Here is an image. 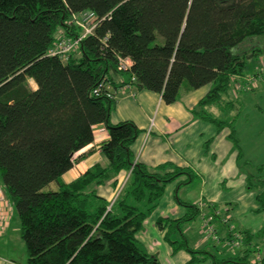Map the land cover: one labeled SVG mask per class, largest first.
<instances>
[{
    "label": "trees",
    "instance_id": "obj_1",
    "mask_svg": "<svg viewBox=\"0 0 264 264\" xmlns=\"http://www.w3.org/2000/svg\"><path fill=\"white\" fill-rule=\"evenodd\" d=\"M85 12L96 19L92 34L67 61L49 57L56 41L80 38L72 18ZM262 43L264 0H0V186L19 224L25 264H158L136 234L165 186L176 182L177 191L194 175L135 162L131 147L141 132L129 121L110 123L115 98L107 97V83L121 78L122 86L158 95L165 106L178 103L182 86L188 92L208 87L190 115L216 134L228 131L238 164L239 97L263 81L262 71L246 73L248 62L264 56ZM120 60L129 62L127 70H118ZM249 77L254 81L244 92ZM97 126L107 133L99 145L107 164L65 184L62 177L83 158L75 155L93 143ZM122 173L128 177L119 182ZM258 179L245 174L247 190L256 192L255 213L264 216V180ZM105 186L115 192L113 201L97 193ZM183 207L181 219L157 222L161 231L168 228L164 239L174 252L184 248L191 263H263L249 246L264 239V226L237 234L243 250L227 259L172 242L169 236L200 213Z\"/></svg>",
    "mask_w": 264,
    "mask_h": 264
},
{
    "label": "rangeland",
    "instance_id": "obj_2",
    "mask_svg": "<svg viewBox=\"0 0 264 264\" xmlns=\"http://www.w3.org/2000/svg\"><path fill=\"white\" fill-rule=\"evenodd\" d=\"M251 44L258 45L259 43L254 41ZM251 44L244 46V49H248ZM262 49L264 53V43H262ZM257 71L264 73V56L247 64L246 73L248 75ZM260 77L263 81L258 91L240 94L239 97V107L240 105L242 107H240L241 110L234 125L241 155V160L238 162L239 167L236 162L238 150L227 140L228 131L223 130L216 134L211 124L199 122L200 128H204V131L213 135L206 137V140L212 137L213 139L206 152L205 149H203L204 153L198 149L203 159L201 162L192 163L194 166L191 170L196 173V177L194 176L189 186H182L177 191L174 183L167 184L158 206L144 221L143 229L136 234L142 249L149 256L154 257L158 264H198L191 263L192 256L184 248L174 252L170 243L163 239V232L157 225L160 219H179L186 213L183 205L196 206L200 210L199 216L194 221L182 225L180 232L172 233L170 240L179 244L184 242L187 248L194 253L209 252L218 260L230 258L231 255L226 253L223 243L220 245L205 239L202 217L206 220L213 218L210 207L228 209V216L231 218L228 227L234 229L236 234L241 229L259 231L263 228V214L255 213L256 192L248 191L245 184L246 173L256 179L264 180V102L258 98L261 86L264 87L263 74ZM29 85L30 88L35 86L33 82H29ZM255 86H258V83H254ZM183 88L184 86L181 92ZM0 190L2 191L1 186ZM113 193L115 196V192ZM7 205L5 207L9 208L7 215L9 227L0 228V255L25 263L26 252L20 237L19 224L13 208L9 203ZM164 231H168V228L165 227ZM220 236L223 235L220 234ZM221 252L223 256L220 255ZM197 256L196 254L195 257ZM252 260L251 258L249 262Z\"/></svg>",
    "mask_w": 264,
    "mask_h": 264
},
{
    "label": "crops",
    "instance_id": "obj_3",
    "mask_svg": "<svg viewBox=\"0 0 264 264\" xmlns=\"http://www.w3.org/2000/svg\"><path fill=\"white\" fill-rule=\"evenodd\" d=\"M112 79L113 82L107 84L108 90L115 98V106L110 114L109 120L111 124L129 121L134 123L140 130V135L131 147L135 162L143 164L150 169H155L163 165L185 168L189 169L196 177V173L191 170V167L194 166L192 163L201 162L203 156L199 155L198 149H201L203 153V149H205L206 152L212 144L213 137L206 140V137L209 138L212 133L209 134L207 131H204V128H200L198 123L201 121L192 118L190 111L193 110L198 102L206 95L209 88L205 87L192 92H188L183 88V91L181 92L180 90L179 92L178 103L172 106H165L161 102L160 96L145 91L136 92L130 87L122 86L123 80L121 78L113 77ZM27 82L28 86H30L29 82L32 81L28 80ZM262 87L263 86H261V88ZM261 88L258 98L264 102V90ZM30 89L34 91L35 86ZM93 137V143L75 155V159L80 156H83V158L79 161L77 160L73 168L62 177V181L65 184L75 181L79 176L95 165L105 166L107 164L99 151L100 143L108 138L105 129L102 126L95 127ZM237 165L239 167V164ZM127 177L128 174L122 173L119 182H124ZM174 184L176 190V182H174ZM113 192L114 191L110 187L106 186L97 189V193L107 201L114 200L115 196ZM7 204L8 202L6 205ZM5 206L0 204V228L6 229L9 227L7 223L9 208ZM210 210L212 214L219 212L220 215L217 216L219 218H213L212 221L216 226L218 235L220 236V234H222L223 236L220 237L224 238L226 236L227 227H222V219L226 218L231 222V218L228 216L229 211L227 208L220 207V209H218L213 206L210 207ZM185 214L186 213L179 219ZM218 222L221 224H218ZM242 231H250L252 234L258 232L249 229H241L238 231V234H241ZM162 232L164 239L167 231ZM224 248H226V253L230 254L231 257L238 255L239 252L243 250L241 247V250L232 251L225 245ZM249 248L260 255L263 262L262 264H264V239L252 240ZM220 255L223 256V252H221ZM0 264L25 263H23V261L16 262L13 259L0 255ZM198 264H210V262L203 261Z\"/></svg>",
    "mask_w": 264,
    "mask_h": 264
},
{
    "label": "built area",
    "instance_id": "obj_4",
    "mask_svg": "<svg viewBox=\"0 0 264 264\" xmlns=\"http://www.w3.org/2000/svg\"><path fill=\"white\" fill-rule=\"evenodd\" d=\"M72 21L74 24L82 29V34L79 39L77 40H71V39H61L55 42L53 47L49 50L48 56L49 57H57L61 61L65 62L67 61L70 54H72L77 48L79 43L86 37L92 34L93 30L96 27V19L92 13H82L78 16H74L72 18ZM129 68L128 61H119L118 64V70L119 71H125ZM246 80V85L242 87V90L244 92L248 91L250 89V86L252 85L254 81V77H249ZM238 89H235L237 91ZM107 97L109 99H114L112 94H108ZM4 203V204H3ZM0 204L6 205V200L4 199L3 192L0 190ZM217 216H219V212L216 213ZM222 222L225 223V225H228L227 219H222ZM203 234L205 235V239L220 244L223 243L227 248L230 250H237L242 246V242L239 238V236L234 233L232 228L228 227V234H230V239L226 240L224 238H221L218 235V231L216 229V226L214 225L212 219H203Z\"/></svg>",
    "mask_w": 264,
    "mask_h": 264
}]
</instances>
